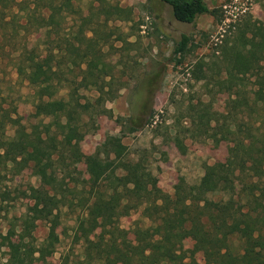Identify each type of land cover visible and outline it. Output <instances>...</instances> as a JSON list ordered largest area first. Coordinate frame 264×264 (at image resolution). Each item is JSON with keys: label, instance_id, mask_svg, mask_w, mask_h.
I'll return each instance as SVG.
<instances>
[{"label": "trees", "instance_id": "obj_1", "mask_svg": "<svg viewBox=\"0 0 264 264\" xmlns=\"http://www.w3.org/2000/svg\"><path fill=\"white\" fill-rule=\"evenodd\" d=\"M161 1L184 23L216 12L205 0ZM18 3V10L34 18L37 30H47L49 39L52 29L61 26L58 19L73 7V0H36L33 8L27 0ZM62 34L56 30V46H23L17 50V73L34 89L35 114L49 121L5 136L2 130L6 123L15 119L0 103V173L2 165H11L17 172L31 169L40 181L38 188H33L40 201L22 217L21 235L29 238L39 220L52 219L55 224L54 210H60L66 197L63 193L59 196L56 188L65 185L74 165L84 163L89 196L77 228L87 264H198L181 248L187 238L204 250L205 264H264V189L259 186L264 179V118L258 113L260 103H264V22L247 20L242 25V46L234 45L229 51L226 82L236 97L227 113L212 111L203 101H191L177 118L181 128L173 138L183 152L186 145L179 134L183 132L191 138L222 133L232 146L224 161L206 166L197 184L181 179L173 195L160 190L156 176L141 159L128 158L122 135L93 154L81 150L86 135L98 128L96 118L113 117L106 103L117 98L124 82L115 88L114 77L106 81L100 66L103 54L85 29L74 39ZM191 43L192 37L185 33L177 39L173 53L180 56L179 62ZM205 66V62H198L194 71L197 80L207 78ZM67 72L73 78L66 77L64 84L62 76ZM252 77L253 97L246 93V81ZM64 88L66 95L57 97ZM84 91H95L97 96L90 99ZM216 193L228 197H209ZM140 206L152 224L138 227L130 242L118 219ZM98 228L101 231L95 236ZM234 238L240 241L241 250L232 248ZM33 253L13 246L8 264H27Z\"/></svg>", "mask_w": 264, "mask_h": 264}, {"label": "rangeland", "instance_id": "obj_2", "mask_svg": "<svg viewBox=\"0 0 264 264\" xmlns=\"http://www.w3.org/2000/svg\"><path fill=\"white\" fill-rule=\"evenodd\" d=\"M20 1L0 0V103L15 119L14 123H6L2 130L5 136L49 121L35 114L34 89L17 73L18 48L53 47L57 29L74 39L83 28L103 54L100 66L104 68L106 81L114 77L115 88L124 82L117 98L106 103L113 117L96 118L98 128L90 130L80 143L85 154L100 151L107 141L122 135L128 158L141 159L156 176L160 190L172 195L181 179L197 184L207 165L226 159L232 142L222 133L217 137L195 138L179 133L186 145L183 152L173 138L181 128L176 120L191 101H203L212 111L227 113L236 97L226 82L229 51L234 45L242 46V25L247 20L264 22V0H205L216 12L200 15L194 23L178 21L173 17L171 6L161 0H73V7L58 19L61 26L52 29L51 39L47 30H37L34 18H26L23 11L18 10ZM27 1L33 8L36 0ZM230 4V10L237 16L232 21L227 18L232 16L227 12ZM84 20L89 23L84 25ZM184 33L192 37V43L179 62L180 56L173 51L177 39ZM89 42L86 39V43ZM198 62L206 63V79L196 78L194 71ZM64 74L62 83L67 84L65 78H73V74ZM253 82V77L246 81V93L251 97ZM236 83L242 86L238 79ZM66 93L64 88L56 96ZM84 93L90 99L97 96L95 91ZM258 113L264 118L262 102ZM130 123L134 130L130 129ZM259 124L260 121L257 126ZM10 166L2 165L0 173V264H8L13 246L34 252L27 264H87L84 242L79 240L81 233L77 228L89 196L86 165H74L65 185L56 188L59 196L63 193L66 197L60 210H54V214L57 213L55 224L52 219L37 221L29 238L21 235V222L29 209L40 201L33 190L40 181L31 169L17 172ZM260 182L259 186L264 189V179ZM222 196L228 197L223 193L209 195L214 200ZM118 224L132 242L136 229L150 226L152 219L144 213V206H140L121 216ZM100 231L98 228L95 236ZM232 243L233 249L241 250L237 238ZM195 246L197 243L187 238L181 248L188 257H195L198 264H205L206 253L198 246L195 250Z\"/></svg>", "mask_w": 264, "mask_h": 264}, {"label": "built area", "instance_id": "obj_3", "mask_svg": "<svg viewBox=\"0 0 264 264\" xmlns=\"http://www.w3.org/2000/svg\"><path fill=\"white\" fill-rule=\"evenodd\" d=\"M231 7H232V6H231V4H230L229 7L227 8V9H228L227 12H228L230 15H232L231 17H227L228 19H230V21L235 20L234 18L237 17V16L234 15L233 12L230 10Z\"/></svg>", "mask_w": 264, "mask_h": 264}]
</instances>
